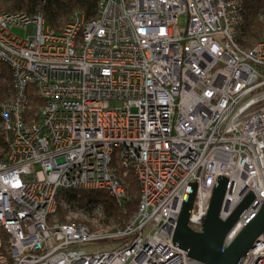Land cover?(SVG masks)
<instances>
[{"label":"built area","instance_id":"obj_1","mask_svg":"<svg viewBox=\"0 0 264 264\" xmlns=\"http://www.w3.org/2000/svg\"><path fill=\"white\" fill-rule=\"evenodd\" d=\"M243 13L244 0H100L56 29L41 13H0L13 77L0 110V264H201L174 231L190 185L189 226L202 231L221 177V219L256 196L233 242L264 202V40L237 41ZM31 91L44 102L35 123ZM129 173L141 202L124 228L58 221L60 206L75 211L61 191L120 202ZM240 263L264 264V235Z\"/></svg>","mask_w":264,"mask_h":264},{"label":"trees","instance_id":"obj_2","mask_svg":"<svg viewBox=\"0 0 264 264\" xmlns=\"http://www.w3.org/2000/svg\"><path fill=\"white\" fill-rule=\"evenodd\" d=\"M0 0V13H41L45 16L46 23L56 29L59 20L70 19L78 11L86 13L88 18L95 16L98 12L100 0ZM244 21L235 32V37L243 46H249L264 40V0H244ZM12 73L8 66L0 63V110L3 101L8 97V89L12 84ZM33 109L28 113L27 121L35 123L39 121L36 112L44 104L38 98L33 97L31 91ZM0 115V124H1ZM1 133V128H0ZM1 142V138H0ZM122 173V171H120ZM125 189L127 197L117 201L106 191H61L59 198L64 199L72 210L91 214L98 206L102 205L103 217L100 219L105 225L124 228L129 220L138 212L141 188L136 177L129 173L125 177ZM62 215V214H61ZM65 215V214H64ZM63 215V216H64Z\"/></svg>","mask_w":264,"mask_h":264},{"label":"water","instance_id":"obj_3","mask_svg":"<svg viewBox=\"0 0 264 264\" xmlns=\"http://www.w3.org/2000/svg\"><path fill=\"white\" fill-rule=\"evenodd\" d=\"M228 183L226 177H221L214 187L201 232L193 231L189 226V216L196 200L197 186L190 185L185 196L186 200L174 231L173 243L186 250L190 258L201 264H241L248 251L255 247L259 237L264 235L263 202L257 215L242 228L230 245H226L227 235L239 223L245 210L256 200V196L249 192L226 220L221 219L220 214L229 188Z\"/></svg>","mask_w":264,"mask_h":264},{"label":"rangeland","instance_id":"obj_4","mask_svg":"<svg viewBox=\"0 0 264 264\" xmlns=\"http://www.w3.org/2000/svg\"><path fill=\"white\" fill-rule=\"evenodd\" d=\"M9 4H12V0L11 1H8ZM1 12V11H0ZM4 13V12H3ZM12 13V12H10ZM69 19H65V20H62L60 19L59 22H62L65 23L67 22ZM65 21V22H64ZM180 26L183 28L185 26V17H182L181 20H180ZM13 34L15 36H18L20 39H25V40H28V31L25 30V29H19V28H15L13 29ZM252 44V43H251ZM250 44V45H251ZM254 45V44H253ZM252 46V45H251ZM61 203V202H60ZM60 206V205H59ZM65 208L63 207H59V210L57 212V219L59 222L61 223H65V222H82L86 225H89L91 228H95V229H100V228H111V227H115L117 228L116 226L113 225V223H111L112 225H105L103 224V222L100 220L102 218V214L101 213H97L96 211L92 212L91 214H88L87 215L83 212H79V211H70L68 209L67 206H65V204L63 205ZM64 212L65 215H64ZM72 213V214H71ZM62 214V215H61ZM137 214V213H136ZM135 214V215H136ZM64 215V216H63ZM134 215V216H135ZM134 216L132 217V219L134 218ZM129 220L130 221H132ZM128 222V223H129ZM108 243V242H106ZM99 245V244H98ZM101 246H97V249H100Z\"/></svg>","mask_w":264,"mask_h":264}]
</instances>
